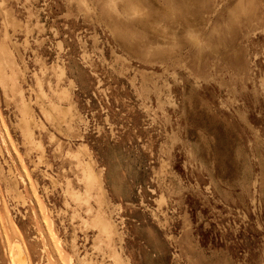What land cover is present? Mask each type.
I'll list each match as a JSON object with an SVG mask.
<instances>
[{"label": "rangeland", "instance_id": "rangeland-1", "mask_svg": "<svg viewBox=\"0 0 264 264\" xmlns=\"http://www.w3.org/2000/svg\"><path fill=\"white\" fill-rule=\"evenodd\" d=\"M0 45V264H264V0H0Z\"/></svg>", "mask_w": 264, "mask_h": 264}, {"label": "bare ground", "instance_id": "bare-ground-1", "mask_svg": "<svg viewBox=\"0 0 264 264\" xmlns=\"http://www.w3.org/2000/svg\"><path fill=\"white\" fill-rule=\"evenodd\" d=\"M136 11H137V13L139 12L138 9L137 10L135 9V12ZM4 55L6 56V50L2 45H0V56H4ZM2 80H3V77H2L1 69H0V83H2ZM65 96H66L65 93H61L60 95H58V97L60 99H65ZM22 116H23V118H22V125L23 126H22L21 130H22V133H23L25 139L30 141L32 133L29 131L28 127H29L31 122L33 123L36 121L33 119H30L31 116H29L28 109L25 105H23L21 117ZM44 116H45L46 120L49 122H51L52 119H55L59 123H64L66 125L67 130L69 132H71L72 134L74 132L78 133L77 127L71 123L74 121V119H73V115L70 114V111L68 109L60 111V109L51 105L47 109V112L44 113ZM39 126H41V125H39ZM82 151L85 152L84 149H80L79 151L77 150L76 152L70 153V159H72L74 161L75 166L78 169L77 171H78L79 175L77 176L76 182L79 183L78 184L79 189L76 190L69 183H67L66 193L72 200H75L78 202L79 208L82 209L85 212V214L88 216V220L84 221V226H87L88 228H92V229L96 228L98 230V236H96L97 241L99 239L102 243H103V241H104V243L106 241L108 243L111 242L112 245H114L112 241L114 240V236H115L114 231H115L116 226L113 230V226L109 222L110 220L108 221L107 218L104 215H102V213L98 214V208H99L100 212H103V211H101V208L103 207V201H104V200L102 201V199H101L102 196L100 197V194L98 193L99 192L98 191V185H99L98 184V175L94 171V168H93L94 162L92 161V158L89 157L88 161L83 162V159H85V158L83 156L84 154L83 155L81 154ZM85 156L88 157V155H86V154H85ZM105 245H107V244H105ZM107 248H108V246H107ZM111 249H113V246ZM16 250H19V249L16 246H13L12 250H11L12 253L14 252L13 253V259H15V256L19 255ZM114 258H115V256H114ZM115 263H116V261H115ZM118 264H120V263H118Z\"/></svg>", "mask_w": 264, "mask_h": 264}, {"label": "crops", "instance_id": "crops-1", "mask_svg": "<svg viewBox=\"0 0 264 264\" xmlns=\"http://www.w3.org/2000/svg\"><path fill=\"white\" fill-rule=\"evenodd\" d=\"M84 220H86V219H84ZM94 230H95V232H96V235H95V241L97 240V238H96V236H98V230L96 229V228H93Z\"/></svg>", "mask_w": 264, "mask_h": 264}]
</instances>
